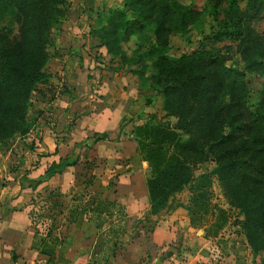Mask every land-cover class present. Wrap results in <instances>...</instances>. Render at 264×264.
<instances>
[{"label": "trees", "instance_id": "trees-1", "mask_svg": "<svg viewBox=\"0 0 264 264\" xmlns=\"http://www.w3.org/2000/svg\"><path fill=\"white\" fill-rule=\"evenodd\" d=\"M67 5L68 0H0V12L11 13L17 21L12 40L0 33V143L28 131L30 96L49 76L45 65L51 56L52 30L65 17ZM263 10L264 0H205L204 6L179 0H122L121 7L96 15V25L89 30L120 66L131 65L140 83L146 82L160 96L164 113L175 117L173 126L148 117L131 128L136 150L146 163L148 213L166 207L187 185L184 208L189 223L198 227L215 211L211 203L215 178L229 207L243 215L238 223L253 252L261 247L258 231L264 225V28L255 26ZM202 11L211 18L209 31L195 48L169 57L171 35L183 34ZM147 27L151 38L146 46L126 54L123 43ZM222 39L228 43L213 44ZM230 52L238 54L241 63H235ZM249 72L260 78L261 85L255 105L247 111ZM94 135L97 139L106 134ZM210 159L209 170L194 174L197 162ZM106 205H116L123 223V207L112 200ZM216 211L205 235H213L226 221L225 210ZM54 238L47 242L39 236L32 241L43 247L48 261Z\"/></svg>", "mask_w": 264, "mask_h": 264}, {"label": "crops", "instance_id": "crops-1", "mask_svg": "<svg viewBox=\"0 0 264 264\" xmlns=\"http://www.w3.org/2000/svg\"><path fill=\"white\" fill-rule=\"evenodd\" d=\"M66 25L69 27L60 29L52 38L57 53L52 54L50 45L51 56L45 67L51 82L63 85L67 91L56 89L53 97L45 102L43 115L52 120L50 125L36 126L33 122L40 136L35 148L37 155L26 157L34 156L30 159L34 165L22 166L24 159L19 167L12 169L10 149L0 150V264H88L92 259L96 264H236L233 252L221 254L214 240L191 237V226L185 217L172 221L181 211L180 207L146 212L143 176L146 163L139 157L131 128L147 118L146 112L158 95L146 82L140 83L137 75L130 71L131 65L111 67L91 61L81 38L84 31L75 30L69 21ZM87 38L100 53L99 60H114L92 34ZM97 133L106 135L95 139L93 136ZM77 142L86 143L97 159L111 161L124 170L117 175L118 182L129 185L118 191L126 214L124 231L118 234L112 248L109 241V254L103 260L98 257L94 240L95 231L100 229L91 213L95 208L77 206L72 210V218L65 208L63 216L51 227L56 230L58 240L48 261L47 254L32 245L36 231L43 229L32 220L35 213L32 204L43 199L48 188L59 185L62 179L73 181L69 176H62L67 172L72 175L76 166L74 160L67 159L73 155ZM51 163L56 165L47 174L45 170ZM59 186L61 196H68V190L63 192ZM144 211L148 218L145 225L142 220L129 228L134 218ZM146 227L150 230L148 236L143 235ZM133 228L138 229V233L128 235Z\"/></svg>", "mask_w": 264, "mask_h": 264}, {"label": "rangeland", "instance_id": "rangeland-1", "mask_svg": "<svg viewBox=\"0 0 264 264\" xmlns=\"http://www.w3.org/2000/svg\"><path fill=\"white\" fill-rule=\"evenodd\" d=\"M179 1L184 4L193 3L199 6H204L205 2V0ZM240 3H242V0H240ZM121 4L122 0H68L65 17L62 19L59 26L52 30V38H55V35L59 33L60 29L63 28L64 30V28H68L69 26L66 25V23L69 21L71 22V27L75 28V30L79 32H81V30L84 31L82 32L81 38L84 42L83 45H85V52L91 61H98V63H103V65L109 64L111 67H117L119 64L115 59L110 62L99 60L98 57H101L100 53L93 48L91 39L87 37L89 34H92L89 32L90 28H94L96 25V22H93L96 15H104L112 8L121 7ZM211 23V18L207 12L202 11L200 17H198L194 24L183 34L171 35L170 45L166 52L167 55L169 57H176L182 51H188L195 48L198 45L201 36L209 31ZM255 26L258 30L264 28V10L261 18L255 23ZM16 30L17 21L14 16L11 13L0 12V33H5L6 39L12 40L16 35ZM150 38L151 31L148 27L140 33L131 34L123 43L125 53L133 55L137 50H142V48L146 46V39L148 40ZM226 43H228V41L225 39L213 42L217 47ZM137 44L139 46H137ZM51 46L52 54L56 55L57 49L54 48V39ZM51 46H49L50 50ZM229 54L235 63H241L238 54L235 52H230ZM83 64V61H81V66ZM148 71L150 70L147 69V72ZM246 77L250 86L249 97L246 104V109L248 111L252 109L257 101V88L260 87L261 83L260 78L255 73L249 72ZM62 87L64 86L61 84L55 85L52 83L49 75L46 81L38 83L36 89L31 93L30 103L27 110V122L30 130L26 135L20 137L13 136L0 143V150L3 148L10 149L9 154L12 160L10 163L11 168L19 167L24 159L25 162H23L22 166H25L26 164L28 166L34 165V162L30 161V159L32 160V158L37 155L35 154V148L38 147L36 142L40 139L39 129L37 127L34 128V124L36 126L50 125L49 122L52 120L43 115L45 110L44 104L53 97L56 89V91L61 92ZM155 98H157V100L155 99L152 101V106L146 112L147 118H151L154 122H167L169 125L173 126L175 117L166 115L163 109H161L160 96ZM39 118L41 120H39ZM32 124L33 126L31 127ZM93 137H95V135ZM77 143L78 144H76L73 149V155L67 159L68 161L74 160L76 162V166H74V169L71 171L72 175L68 174L66 171L67 173H64L62 176L63 178L69 176L73 181L65 178L62 179L63 181L59 184L61 185L63 192L68 190V196L66 195V197H62V191H59L60 186L55 184L54 187L48 188V192L43 199L34 201L32 204V210L35 212L32 214V220L40 223V226H43V229L36 231L35 238L43 236L46 238L47 242H50L52 238L56 237L57 241L58 237L55 235L56 230L51 229V227L53 226L54 221H58V217L60 218L63 216L62 212L65 208L68 210L69 218H72V210H75L77 206L85 205L88 208L94 207V212L91 213L100 226V229L95 231L96 234L94 235V240L98 246L96 248L98 257L103 259L109 254V241H111L110 248H112V243L117 242L118 234L124 231L126 221L125 217L124 222L122 223L121 219L123 217L120 215L116 205L108 208L106 202L112 200L123 207V204L120 203L122 198L118 195V191L122 189L124 185L126 188H129V185L118 182L117 175L124 172L122 168L110 163L111 161L100 160L94 157L93 153L89 152V146L86 143ZM29 154H33L34 156L29 157L30 159H28L26 156ZM212 165L213 163L211 159L205 162H197L195 164L194 174L203 170H209ZM146 174L147 169H145L143 176L145 177ZM188 197L189 190L186 185L180 191L174 193L171 200L168 201L167 206L164 208L173 209L174 207H180L179 209L181 210L180 212H177L172 221L182 220V217H185V220L188 221V225L191 226V237L203 236L207 239L214 240L219 247V252L221 254L227 255L231 251L233 252V260L236 261V264H260L261 260L264 258V225H262L258 231V241L260 242L261 247L258 252H253L245 239L246 237L242 227L238 223V220L242 219L243 215L237 212V208L229 207L222 196L221 189L215 178H213L211 182V203L215 204V211L213 214H207V220H202L198 227L192 226L189 223L188 215L184 208V204L187 203ZM217 208L225 210L227 215L226 221L213 235H205L204 232H206L208 226H210L209 224H212V220L218 215V212L216 211ZM146 212H148V210ZM146 212L144 211L141 215L134 218L129 225V228L131 225L135 227L138 222L142 220L145 225L148 221ZM122 224L123 229L120 232V226ZM196 229L198 230L195 231ZM134 231L138 233L139 230L134 228L130 229L128 235L130 234V236H134V234H136ZM149 231L148 227L145 229L143 228V235L148 236ZM48 232L49 235H47ZM114 246H116V244H114ZM39 248L41 249L43 247L40 246ZM194 262L197 263L196 260H194Z\"/></svg>", "mask_w": 264, "mask_h": 264}]
</instances>
